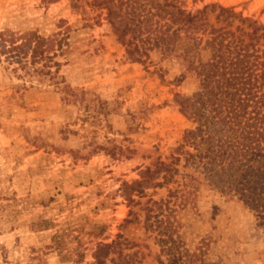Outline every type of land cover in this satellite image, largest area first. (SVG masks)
I'll return each mask as SVG.
<instances>
[{
  "label": "rangeland",
  "instance_id": "374dc122",
  "mask_svg": "<svg viewBox=\"0 0 264 264\" xmlns=\"http://www.w3.org/2000/svg\"><path fill=\"white\" fill-rule=\"evenodd\" d=\"M163 2L0 0V264H85L98 240L116 242L108 264H264V217L176 150L191 124L176 94L199 87L211 36L257 47L264 70V0ZM159 160L179 171L131 190Z\"/></svg>",
  "mask_w": 264,
  "mask_h": 264
},
{
  "label": "trees",
  "instance_id": "16d2710c",
  "mask_svg": "<svg viewBox=\"0 0 264 264\" xmlns=\"http://www.w3.org/2000/svg\"><path fill=\"white\" fill-rule=\"evenodd\" d=\"M163 4L174 6L173 0H164ZM219 8L220 13L236 15L231 7L220 5ZM168 11L174 20L189 23L195 18L183 8L178 7L177 14L173 9ZM108 13L116 14L110 6ZM259 27L264 26H254L252 31ZM129 29L127 24L119 28V38L125 43L127 53L141 61L146 50L131 38L125 39ZM223 34L218 32L207 40L211 55L196 66L199 87L191 94H176L181 112L191 122L184 129L176 150L183 154L185 164H194L211 185L230 192L264 217L263 61L259 59L261 54L257 47L235 37L232 32L224 41L227 32ZM43 41L44 38L38 37L33 47H40ZM178 171L171 163L159 160L155 168L144 172V178L134 181L130 189L143 193V185L147 183L162 186ZM160 172L161 180H155ZM47 223V220H41L34 225ZM105 230V224L95 223L90 225L88 234L97 238ZM114 243L96 241L92 252L94 260L85 264H108L106 258ZM61 257L73 264H81L85 254L83 250H77L76 257L65 253ZM126 263L132 262L127 260Z\"/></svg>",
  "mask_w": 264,
  "mask_h": 264
}]
</instances>
